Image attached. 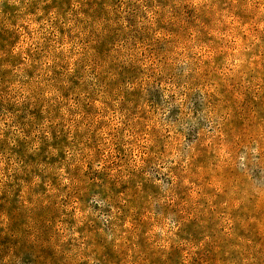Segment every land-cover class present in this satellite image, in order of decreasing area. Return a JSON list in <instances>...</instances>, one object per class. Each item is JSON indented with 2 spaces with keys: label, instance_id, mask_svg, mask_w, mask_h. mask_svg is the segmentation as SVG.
<instances>
[{
  "label": "rangeland",
  "instance_id": "rangeland-1",
  "mask_svg": "<svg viewBox=\"0 0 264 264\" xmlns=\"http://www.w3.org/2000/svg\"><path fill=\"white\" fill-rule=\"evenodd\" d=\"M26 1L1 2L0 26L28 27ZM63 1L34 22L51 34L56 15L77 101L53 264H264V0ZM16 208L2 219L26 236Z\"/></svg>",
  "mask_w": 264,
  "mask_h": 264
},
{
  "label": "trees",
  "instance_id": "trees-1",
  "mask_svg": "<svg viewBox=\"0 0 264 264\" xmlns=\"http://www.w3.org/2000/svg\"><path fill=\"white\" fill-rule=\"evenodd\" d=\"M33 1H26L28 27L8 21L0 26V159L5 161L0 171V264L58 261L59 258L48 255L45 240L71 217L65 212L68 198L65 192L73 188L75 169L71 160L76 152L74 112L77 101L73 96L74 78L70 75L74 72L70 65L74 63L57 61L58 52L53 47L58 30L54 21L56 15L50 14L51 20H48L51 34L44 35L34 24L41 15H47L45 8L50 13L53 8L59 12L65 1L45 0L42 8ZM7 5L0 6V12H5ZM135 9L129 6L125 11L135 12ZM121 17L126 23L124 28L132 30V17ZM31 24L36 25L34 29H29ZM132 32L121 30V33ZM23 34L29 39L26 45L21 38ZM97 48L102 49V46ZM43 58L48 61L42 63ZM13 75L16 82L11 86ZM9 86L21 89L20 96H9ZM23 144L38 146L31 152ZM7 153L10 154L8 159L1 156ZM11 154L17 155L16 164L11 162L14 160ZM58 174L65 177V187L56 180ZM14 202L18 203L17 214L28 220L26 236L20 228L14 230L10 218L2 219Z\"/></svg>",
  "mask_w": 264,
  "mask_h": 264
}]
</instances>
